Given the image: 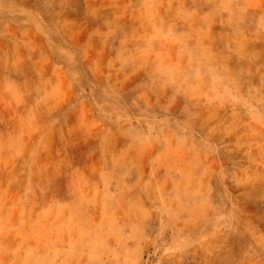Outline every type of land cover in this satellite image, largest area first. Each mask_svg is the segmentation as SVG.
<instances>
[{
  "label": "rangeland",
  "instance_id": "rangeland-1",
  "mask_svg": "<svg viewBox=\"0 0 264 264\" xmlns=\"http://www.w3.org/2000/svg\"><path fill=\"white\" fill-rule=\"evenodd\" d=\"M0 264H264V0H0Z\"/></svg>",
  "mask_w": 264,
  "mask_h": 264
}]
</instances>
